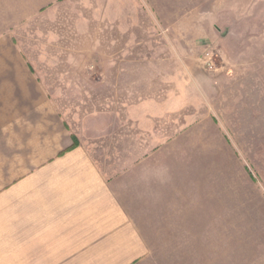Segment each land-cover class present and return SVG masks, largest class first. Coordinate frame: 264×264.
Returning <instances> with one entry per match:
<instances>
[{"label":"rangeland","instance_id":"1","mask_svg":"<svg viewBox=\"0 0 264 264\" xmlns=\"http://www.w3.org/2000/svg\"><path fill=\"white\" fill-rule=\"evenodd\" d=\"M45 22L21 45L51 58L35 68L84 142L114 148L118 85L133 101L150 95L135 79L164 83L166 71L204 119L216 184H185L154 221L134 216L148 245L135 264H264V0H59Z\"/></svg>","mask_w":264,"mask_h":264},{"label":"crops","instance_id":"2","mask_svg":"<svg viewBox=\"0 0 264 264\" xmlns=\"http://www.w3.org/2000/svg\"><path fill=\"white\" fill-rule=\"evenodd\" d=\"M58 2L0 0V264H135L148 245L134 216L154 221L185 184H216L204 166V119L166 71L148 88L135 79L134 93L150 95L133 101L118 85L114 148L84 142L35 68L51 58L21 45ZM146 71L137 65L133 76Z\"/></svg>","mask_w":264,"mask_h":264},{"label":"built area","instance_id":"3","mask_svg":"<svg viewBox=\"0 0 264 264\" xmlns=\"http://www.w3.org/2000/svg\"><path fill=\"white\" fill-rule=\"evenodd\" d=\"M206 62L209 65V67H211V68L213 67L214 63L212 62L211 59L208 58Z\"/></svg>","mask_w":264,"mask_h":264}]
</instances>
